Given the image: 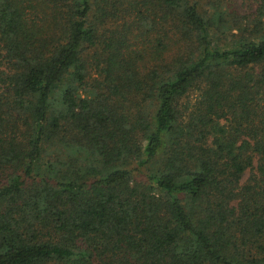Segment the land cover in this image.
<instances>
[{"label": "trees", "instance_id": "obj_1", "mask_svg": "<svg viewBox=\"0 0 264 264\" xmlns=\"http://www.w3.org/2000/svg\"><path fill=\"white\" fill-rule=\"evenodd\" d=\"M0 264H264V0H0Z\"/></svg>", "mask_w": 264, "mask_h": 264}, {"label": "rangeland", "instance_id": "obj_2", "mask_svg": "<svg viewBox=\"0 0 264 264\" xmlns=\"http://www.w3.org/2000/svg\"><path fill=\"white\" fill-rule=\"evenodd\" d=\"M259 2L260 0H224V3L226 5H232L236 9V12L240 14L251 11L256 7ZM108 24H106V26H108ZM196 94V90H192L191 92H189L188 98L190 104L195 100ZM247 174L248 173H245L244 177H246Z\"/></svg>", "mask_w": 264, "mask_h": 264}]
</instances>
